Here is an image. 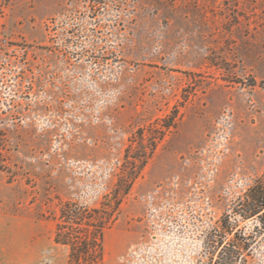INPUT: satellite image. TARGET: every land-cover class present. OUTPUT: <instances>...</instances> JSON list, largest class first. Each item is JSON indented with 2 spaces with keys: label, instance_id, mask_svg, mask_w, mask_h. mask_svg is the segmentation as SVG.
Wrapping results in <instances>:
<instances>
[{
  "label": "rangeland",
  "instance_id": "obj_1",
  "mask_svg": "<svg viewBox=\"0 0 264 264\" xmlns=\"http://www.w3.org/2000/svg\"><path fill=\"white\" fill-rule=\"evenodd\" d=\"M263 172L264 0H0V264H67V202L103 264H264Z\"/></svg>",
  "mask_w": 264,
  "mask_h": 264
},
{
  "label": "trees",
  "instance_id": "obj_2",
  "mask_svg": "<svg viewBox=\"0 0 264 264\" xmlns=\"http://www.w3.org/2000/svg\"><path fill=\"white\" fill-rule=\"evenodd\" d=\"M172 125V122L163 121L160 127L157 128L159 130H157L156 134H149L147 136V141L150 143L148 154L154 148V140L156 138L160 139L164 129ZM138 137L143 140V131H139ZM132 157L134 160L131 164L135 163V160H139V157L142 156ZM145 161L146 157L141 158L139 160V167ZM119 187H121V184L116 185L114 190H117ZM127 189L128 185H125L121 190L126 192ZM249 191L250 203L243 215L251 216L257 214L260 218V211L264 208V172ZM117 205L118 202L113 203V206L104 204L102 209L92 210L90 214L75 203L67 202L61 207L59 214L60 223L57 225L54 240L68 248L67 264H103V228L110 219V213H112V210L114 211ZM237 257L238 254L234 250L220 256L221 262L227 264L234 263Z\"/></svg>",
  "mask_w": 264,
  "mask_h": 264
}]
</instances>
